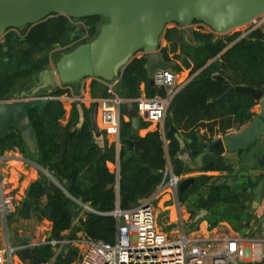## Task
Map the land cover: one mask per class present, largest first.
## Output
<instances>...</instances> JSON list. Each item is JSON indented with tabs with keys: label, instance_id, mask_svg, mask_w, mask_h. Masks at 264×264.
Returning a JSON list of instances; mask_svg holds the SVG:
<instances>
[{
	"label": "trees",
	"instance_id": "16d2710c",
	"mask_svg": "<svg viewBox=\"0 0 264 264\" xmlns=\"http://www.w3.org/2000/svg\"><path fill=\"white\" fill-rule=\"evenodd\" d=\"M63 15H52L23 34L8 30L0 39V100L7 99L14 84L22 78H33L46 69L47 52L55 46L66 47L79 38L72 20ZM26 26V25H25ZM236 36V35H235ZM233 36V37H235ZM164 38L176 52L178 32L170 29ZM196 44L187 52L192 62L191 73H197L171 100L164 125V136L159 128L139 137L129 150L125 139L129 134V122L121 121L120 138L124 142L118 153L119 187L114 183L116 174L109 170L107 162L115 163V146L101 147L96 141L90 121L77 126L71 119L62 123L64 110L59 100L45 103L43 110L29 113L31 126L38 143V164L51 178L42 175L30 184L27 199L21 214L40 210L51 223V232H68L73 224L77 202L87 204L96 212H86L79 220V228L91 239L113 242L117 224L109 215L116 202L123 209L150 197L161 181L167 158L173 172L180 175L188 169L178 157L181 139L191 157L201 150V142L207 143L240 130L254 117L252 108L257 105L248 95L236 94L220 99L232 86L249 85L264 90V28L256 29L238 39L228 41L213 39L210 34L194 32ZM169 60L166 48L160 51ZM41 55V56H40ZM180 54H175V58ZM144 56L133 58L121 71V96L134 99L138 96L139 83L148 81L144 69ZM189 65V64H188ZM64 93L56 87L51 94ZM125 114V113H124ZM169 119L175 127L167 134ZM23 141L16 130H11L0 139V151L20 148ZM203 170L231 171V166L222 159ZM212 177L198 176L188 191L201 193ZM187 192V191H186ZM186 193L180 195L181 199ZM217 204L238 205L239 196L227 185H211L200 206ZM38 259L33 264L46 262L51 256L49 246L34 249ZM68 259H59L58 264H69Z\"/></svg>",
	"mask_w": 264,
	"mask_h": 264
},
{
	"label": "water",
	"instance_id": "95a60500",
	"mask_svg": "<svg viewBox=\"0 0 264 264\" xmlns=\"http://www.w3.org/2000/svg\"><path fill=\"white\" fill-rule=\"evenodd\" d=\"M263 13L264 0H0V39L10 29L36 25L52 15L69 18L104 17L108 21L98 25L100 31L94 40L63 56L55 69H44L38 73L29 97L51 94L57 81L71 83L84 77L113 80L121 74L138 50L145 51L144 69L153 92L155 72L174 66L171 60H165L157 51L158 38L166 24L188 25L198 19L216 34L222 35L250 23ZM184 33L189 37L192 32L191 29H186ZM236 94L248 95L258 103L257 116L237 133L206 144V150L196 156L195 162L198 165L215 163L225 152L245 150L264 134L263 90L249 85L232 86L227 83V90L220 99ZM46 102L44 99L0 102V139L14 129L27 148L32 153H38V143L29 113L33 109L41 112ZM123 110L129 117V134L125 143L130 150L133 142L139 138L141 121L133 102L124 104ZM97 112L98 105L94 103L90 118L91 129L99 137ZM174 132L175 127L169 119L167 134ZM258 163L264 168V156L258 157ZM250 179L255 188H246L248 193L253 194L249 213L258 208L264 198V174L260 180L253 176ZM194 180V177L183 179L178 185L179 194L189 190ZM60 234L51 232V236L55 238H59ZM19 255L21 259L31 263L38 259L34 250L28 246L21 248ZM259 263H264V255Z\"/></svg>",
	"mask_w": 264,
	"mask_h": 264
},
{
	"label": "crops",
	"instance_id": "0c3cea01",
	"mask_svg": "<svg viewBox=\"0 0 264 264\" xmlns=\"http://www.w3.org/2000/svg\"><path fill=\"white\" fill-rule=\"evenodd\" d=\"M189 29H191L192 33L189 36L190 39L188 36L187 39L191 43L190 46L193 47L196 44L193 38V33L199 32L200 30L196 29V26H193L192 28ZM185 30H183V33L185 32ZM177 45H178V41H177ZM159 47H160L159 52L161 51L162 48H166V52L168 53L169 60H171L174 64V66L172 67V71L176 74L175 86L181 84L183 81L191 77L192 62L188 63L189 58L187 57L185 58L186 59L185 64L187 66L181 62L184 58L183 56H181L182 54L178 53L180 54L179 57L175 58V54H177V52L175 53L171 52V48H172L171 44L165 38L163 42L159 45ZM106 83H107L106 80L99 77H84L75 82L61 83L60 85H58L57 87H59L64 91V93L60 95L62 97L61 98L62 101L60 102L64 110V117L61 120L63 121L62 123H67L71 119H75L77 121V126H79L82 123L90 120L93 103L92 104L89 102L77 103L76 101H71V99L69 98L82 97L84 99H99L105 97ZM34 84L35 83H31L27 85L25 88L19 90L18 93L14 91V87H16L17 83L14 84L9 91L8 98L4 100H0V102L27 100L28 97L31 95L33 88L35 87ZM153 93L154 92L151 91V87L149 86L148 81L147 82L141 81L139 83L138 96L136 98L143 96H150ZM255 109H256V105L252 108V111L255 113V117H256L259 111L256 112ZM123 113H125L124 110ZM122 121H124L125 123L129 122V117L127 116L126 113L123 115ZM156 129L157 126L155 124H150L142 121L139 127V137H143L147 133L152 132ZM99 130H100L99 137L94 135L95 141L101 147L109 146L112 144L115 146V150L117 153V160L115 163L107 162V167L109 168L110 171L116 174V181L114 183V186L116 189V193H118V187H119L118 153L125 144L123 141H121V138H120V142L116 143L113 137L108 135L106 131H104L101 128H99ZM238 131L232 130L229 133V135L235 134ZM186 144L187 141L181 139V149L178 157L181 161H183L188 171L181 173L180 175L178 174L176 175L179 176L181 180H183L184 176L187 175L194 178L202 175H207L212 178L210 182L207 184V186H205V189H202L201 193H191L190 191L187 190V192H185L186 197L184 199H181L180 198L181 194H179V203H180L179 208L175 206L174 197L169 192L163 193L161 194L160 197L156 198L152 202V205H153L158 228L161 231L165 232L167 236L176 237L180 224L185 228V231L190 236L201 237L207 240L214 239L216 240V242L212 244V246L209 249L210 251H214L215 249H217L218 246L221 245L222 239L225 237L253 239V238H258L260 236H264V198L261 201L259 207L256 208L253 212L249 213L248 208L249 206H251V203L253 201V194L248 193L246 191L247 190L246 188H251V189L255 188V185H253L250 176L256 177L259 180L262 178V176L259 175V173H256V170H262L264 174V168L261 167L258 163V157L264 156V134L255 143L249 145L247 149L225 152L218 159V160L222 159L227 165L231 166L230 172L203 170L205 166L198 165L195 162L196 157L194 158L191 157V152L189 148L186 146ZM206 144H208L206 141L201 142V150L199 153L204 152L206 150V148L204 147ZM0 154L5 157V160L3 161L1 166V181L4 185L5 190L13 193L15 198V203L19 202L21 199L23 200L22 206H20L18 209L19 211L21 208H23V204L27 199V192L30 184L35 181H38L42 175L47 176L49 178L51 177L47 171L43 170L41 166H39L38 153H32L27 148L24 142H23V146H21L20 148L7 149L2 152L0 151ZM166 163H168L167 160ZM243 164L245 165L244 172H243ZM236 165L240 167V170L235 171ZM222 184L229 186L230 189L239 196V204L233 206L227 204H217L215 206L208 208L200 206V202L202 201V198H206L207 193L209 192V187L211 185L219 186ZM77 203L82 207L83 205H87V204H82L80 202ZM92 210L95 211L94 209ZM93 211H88V212L95 213ZM83 215L84 214H82V217L74 218L71 229L68 232L61 233L59 239H63V237L66 235L70 236L69 237L71 238L70 240L81 238L83 236L89 238L85 235L83 230L79 228V220L84 217ZM160 215H164L162 223L158 221L161 217H163L161 216L159 218ZM42 220L43 223H46L47 225V227H43V229L48 228V230L46 231V236L44 237L51 236L50 221L47 218H44ZM1 224L3 225L4 223ZM6 241L7 240L4 239L5 244ZM73 247L79 249L80 251L78 255V259H79L82 251V247L77 245H73ZM78 259L74 264L77 263ZM20 260L23 261V263ZM20 262L22 264H33L30 261H25L21 259L20 255L18 254L15 263L21 264ZM40 264H44V263H40Z\"/></svg>",
	"mask_w": 264,
	"mask_h": 264
},
{
	"label": "built area",
	"instance_id": "2783aa9c",
	"mask_svg": "<svg viewBox=\"0 0 264 264\" xmlns=\"http://www.w3.org/2000/svg\"><path fill=\"white\" fill-rule=\"evenodd\" d=\"M251 22L252 26L249 31L238 39L256 29H263L264 13ZM202 27L209 28L199 20L196 29L201 30ZM238 39H235L233 43ZM138 51L141 52L139 57L145 55L144 50ZM188 63H191V60L188 59ZM196 74L194 73L187 80L175 86L176 74L172 68L165 71L157 70L154 75V93L150 96L134 99L122 97L117 92L120 84L119 75L113 80L107 81L105 97L99 99L74 97L69 99L77 103H97L98 127L112 136L116 143L120 142L121 121L124 115L123 105L128 102L135 104L141 122L155 124L165 137L164 125L171 100ZM61 98V96L53 94H37L28 97V99H44L46 101H62ZM4 160L5 157L0 154V222L2 223L16 211L14 195L5 190L1 181V166ZM167 161L168 163H166L161 174V181L152 196L140 200L126 209L121 208L116 203L114 209L109 212L117 224L113 242L90 239L84 236L74 240L48 236L15 247L6 241L5 246L0 248V264H16L15 260L23 247L28 246L34 250L41 246L60 248L65 245L82 247L76 264H264L259 263L264 255V236L253 239L225 237L217 249L210 251V247L216 242L214 239L207 240L190 236L180 224L176 237H169L158 228L152 205L156 198L169 192L174 197L175 206L180 207L178 185L182 180L174 174L168 158ZM83 207L88 211H93L87 205H83ZM21 262L23 263V261Z\"/></svg>",
	"mask_w": 264,
	"mask_h": 264
},
{
	"label": "rangeland",
	"instance_id": "374dc122",
	"mask_svg": "<svg viewBox=\"0 0 264 264\" xmlns=\"http://www.w3.org/2000/svg\"><path fill=\"white\" fill-rule=\"evenodd\" d=\"M107 19L101 16H94L91 19L88 20H72L75 28H76V35L79 37L77 38L74 43L70 44L69 46L66 47H60V46H55L52 50L47 52V57H48V64H47V69H55L58 66V63L60 62L61 58L70 52L74 51L78 46L82 44H88L92 40H94L100 31V28L98 25H102L107 23ZM199 23L198 19L193 20L190 22L187 26H184L179 23H169L166 24L163 28V31L161 35L158 38V47L157 51H159V45L163 42L164 36L170 29H175L178 32V45L176 47V52L177 54L180 53L183 56V60L181 61L184 65L186 61V57L188 58L187 52L190 50V42L187 39L188 37L183 33V30L192 28L193 26H197ZM252 26V22L243 25L241 27H238L236 29H233L225 34H216L210 27L203 28L199 31L201 33L205 34H210L213 39H218V40H225L228 41V38H235L238 39L241 35H244L247 31ZM30 27L29 26H22L19 28H15L18 34H23L26 32ZM236 35V36H235ZM235 36V37H233ZM190 39V37H189ZM141 54L140 51H136L131 60L135 57H139ZM41 56V55H40ZM130 60V61H131ZM187 66V65H186ZM192 74V73H191ZM190 74V75H191ZM193 75V74H192ZM191 75V76H192ZM37 81V75L34 76L33 78H22L20 81L17 82L16 87H14V91L18 93L19 90L25 88L27 85L31 83H35ZM61 83L57 81V86L60 85ZM56 86V87H57ZM55 87V88H56ZM121 88H117V92L121 94ZM264 91V90H263ZM75 107V106H74ZM256 112L259 111V106L256 105ZM64 117V116H63ZM63 119V118H62ZM90 121V120H88ZM63 122V121H62ZM256 161V159H255ZM240 170V167L238 165L235 166V171ZM245 171V165L243 164V172ZM256 173H259V175H263L262 170H256ZM190 177L189 175L184 176L183 179H186ZM244 191V190H243ZM22 199L15 203V209L16 212L11 215L10 217L6 218L4 221V226L0 223V247H3L5 242L4 239L7 240L8 243H10L13 246H22L25 244H28L29 242L42 239L44 236H46V231L48 228L43 229V227H47L46 223H43L44 218H46L40 210H31L27 215L21 214L22 208L18 211L19 207L22 206ZM155 205V202H154ZM250 209V206L248 210ZM76 210V215L75 218L82 217V214L88 212L86 211L82 206H77L75 208ZM84 216V215H83ZM163 216V217H161ZM161 217V218H160ZM159 222H163L164 215L159 216ZM77 231V228H76ZM69 235H66L63 237L64 240H70ZM80 251L79 249L73 247L72 245H65L60 248H53L51 249V256L50 258L44 262V264H58L59 259H68L69 258V264H74L76 260L78 259Z\"/></svg>",
	"mask_w": 264,
	"mask_h": 264
},
{
	"label": "flooded vegetation",
	"instance_id": "af4514ba",
	"mask_svg": "<svg viewBox=\"0 0 264 264\" xmlns=\"http://www.w3.org/2000/svg\"><path fill=\"white\" fill-rule=\"evenodd\" d=\"M234 131H238V130H234Z\"/></svg>",
	"mask_w": 264,
	"mask_h": 264
},
{
	"label": "bare ground",
	"instance_id": "6f19581e",
	"mask_svg": "<svg viewBox=\"0 0 264 264\" xmlns=\"http://www.w3.org/2000/svg\"><path fill=\"white\" fill-rule=\"evenodd\" d=\"M253 21V20H252Z\"/></svg>",
	"mask_w": 264,
	"mask_h": 264
}]
</instances>
